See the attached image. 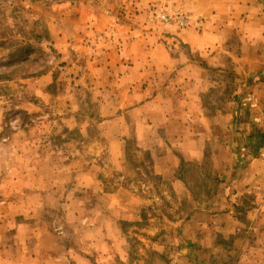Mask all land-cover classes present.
<instances>
[{
    "label": "rangeland",
    "instance_id": "374dc122",
    "mask_svg": "<svg viewBox=\"0 0 264 264\" xmlns=\"http://www.w3.org/2000/svg\"><path fill=\"white\" fill-rule=\"evenodd\" d=\"M191 1L0 0V264H41L57 247L58 264H264L257 54L228 38L175 146L165 130L163 146L132 137L115 90L113 63L136 39L203 30ZM160 9L190 23H162ZM168 154L170 172L156 174Z\"/></svg>",
    "mask_w": 264,
    "mask_h": 264
},
{
    "label": "crops",
    "instance_id": "0c3cea01",
    "mask_svg": "<svg viewBox=\"0 0 264 264\" xmlns=\"http://www.w3.org/2000/svg\"><path fill=\"white\" fill-rule=\"evenodd\" d=\"M189 8L194 18L204 21L203 30L161 27L146 34V39H136L113 63L122 72L115 90L122 105L125 107L127 102L135 115L131 136L138 141L152 139L153 134V144L163 146L164 142L156 139L160 130L166 131L173 146L183 141L176 130L186 129L190 118L201 114L202 85L210 84L205 67L217 62L233 33L240 41V51L257 54V66L264 71V0H192ZM113 52L116 51L112 49ZM190 131L191 128L188 132L192 134ZM192 140L194 146L195 138ZM190 142L184 143L183 155L195 160L194 155H188ZM155 161L158 175L169 173L168 165L174 163L171 154ZM107 222L112 229L118 225L115 218ZM56 249L57 253L54 249L44 250L41 264H58L54 254L66 249Z\"/></svg>",
    "mask_w": 264,
    "mask_h": 264
},
{
    "label": "built area",
    "instance_id": "2783aa9c",
    "mask_svg": "<svg viewBox=\"0 0 264 264\" xmlns=\"http://www.w3.org/2000/svg\"><path fill=\"white\" fill-rule=\"evenodd\" d=\"M157 19L165 24L176 23L181 28H184L190 23V17L181 9H177L171 14L166 10L160 9L157 14Z\"/></svg>",
    "mask_w": 264,
    "mask_h": 264
}]
</instances>
